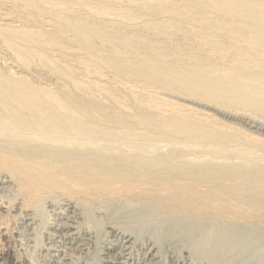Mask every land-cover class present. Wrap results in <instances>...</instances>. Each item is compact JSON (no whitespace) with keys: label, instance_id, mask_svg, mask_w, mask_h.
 Segmentation results:
<instances>
[{"label":"bare ground","instance_id":"obj_1","mask_svg":"<svg viewBox=\"0 0 264 264\" xmlns=\"http://www.w3.org/2000/svg\"><path fill=\"white\" fill-rule=\"evenodd\" d=\"M90 1L0 0V183L16 184L0 206V264H27L17 199L20 217L142 194L218 223L264 216V179L243 158L264 154V138L175 99L264 106V0ZM146 6L160 20L136 14ZM32 67L49 83L31 72L33 83Z\"/></svg>","mask_w":264,"mask_h":264},{"label":"rangeland","instance_id":"obj_2","mask_svg":"<svg viewBox=\"0 0 264 264\" xmlns=\"http://www.w3.org/2000/svg\"><path fill=\"white\" fill-rule=\"evenodd\" d=\"M134 1L133 3L138 5L137 0ZM89 3L96 6L98 9L109 8L107 2L92 0ZM76 6L80 9V12H85L82 6ZM175 7H177V5ZM143 8L144 9L136 7V14L146 16L153 15L152 17L160 20V17L157 16L156 13H153L155 9L149 6ZM142 11H146L149 14H143L144 12ZM0 55L5 54L0 52ZM5 57H8V55H5ZM31 72H33L34 75H38L40 81L43 83L44 81L49 83L46 81V79H50L49 75H45L47 74L46 72H36L32 67L31 71H28L27 76L33 83L37 84V82H34L35 78L29 76ZM21 74L24 75L26 73L22 72ZM42 75L45 78H43L44 81L41 79ZM36 79L38 80V77H36ZM180 97L181 96L175 97V99L185 104L207 110L209 113L215 114L217 118L223 119L224 121L226 120L227 123L230 122L239 129L242 127V130L246 131L247 129L248 133L264 138V110H262L264 106L261 107V104V106L256 105V109L252 107L255 106V104L252 105L253 103H250L251 105L249 107H247L249 103L245 105L248 109L241 107V105H225L224 109L219 108V104L213 103L215 106L213 104L211 106H206L201 104L205 103L202 100V102L198 99L187 101V99L183 100ZM237 106L241 108L238 109ZM250 107L253 108V110L250 109ZM257 108L262 110V112L259 110L260 113H258V111H256L258 110ZM254 111L256 112L253 113ZM226 114H229V117ZM250 124L252 125L250 126ZM244 148L247 149L248 146L246 145ZM249 149L250 151H245L246 154L243 156V158L248 160V169L253 170L257 176L264 179V154L261 155V152L256 154L258 151H255L256 153L253 154V152H251L253 148L249 147ZM226 161L229 162L230 166L240 162V160L236 162L235 158L231 157ZM2 180L3 183H0V206H6L8 197H12L13 189L16 190V184L15 181L11 182L8 177L3 176ZM136 196H131L129 197L130 199H128V197H126V199L119 197L121 201L118 197L106 200H103L104 198L102 197L98 200L96 199L97 202L92 200L91 204L89 202L83 209L75 202L72 203L73 208H67L64 212H59L61 210L57 209L58 205L55 206L53 202L46 201L44 205L42 204L40 208L38 207V210L34 214L32 210L22 211L23 217L22 215L20 217L18 212L20 201L19 199H15L14 206L9 213L16 219L15 231L18 232H16L15 235L18 249L22 252L23 257L26 258L27 264H185L187 258L192 262L191 264H199V260H202V262H200L202 264H224L225 262L226 264H264V218H262L264 216H260L261 218L257 217L258 219L255 217L257 222H255L253 217H249L247 221L244 219L241 221L239 219L240 222L238 219L234 221L232 218H228V221L227 218L218 219L220 222L218 223L216 221L217 219L211 218L206 220L203 219L204 217H202V214L199 216L198 213L191 214V212L172 210L169 212L170 209H166L157 204V206L153 205L154 208H152L153 206L151 204L154 203L152 202L149 204L150 201L148 198L150 197H143L142 194L136 199ZM115 198H118L116 199L117 201H115ZM138 198L141 201H137L139 200ZM54 199L56 200L57 198ZM151 199L152 197L150 200ZM106 203L107 205H105ZM129 205L135 206L131 207ZM75 208L77 209L75 210ZM79 208L81 210H78ZM133 209L135 211H133ZM82 211H84L86 215L81 213ZM139 214H141L140 218ZM109 215L110 218H108ZM47 220L50 221L47 222ZM137 221H139L138 225H136ZM146 222L149 223L146 224ZM120 223L122 226L120 228H125L127 223H130V226L128 225L129 228L128 226L126 227L127 229L125 228V232L128 234L130 231L134 237L130 240L129 237L123 239L119 231L116 230L114 232L115 228L113 226L115 225V227L118 228ZM88 224H91L93 227H90L93 229H89ZM178 231L181 233V236L177 234ZM135 237L138 238L136 239ZM154 240L156 241L154 242ZM228 243L232 249L227 246ZM173 246H175V248ZM227 248H230L229 252ZM187 249L188 254L186 251ZM192 249L194 252L196 251L195 255ZM223 250L227 252L223 254ZM156 251L159 254H156Z\"/></svg>","mask_w":264,"mask_h":264}]
</instances>
